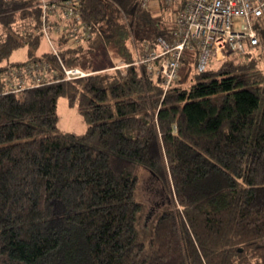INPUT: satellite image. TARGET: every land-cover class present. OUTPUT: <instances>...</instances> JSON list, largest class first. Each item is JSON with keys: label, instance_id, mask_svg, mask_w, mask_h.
Listing matches in <instances>:
<instances>
[{"label": "trees", "instance_id": "1", "mask_svg": "<svg viewBox=\"0 0 264 264\" xmlns=\"http://www.w3.org/2000/svg\"><path fill=\"white\" fill-rule=\"evenodd\" d=\"M179 2L169 9L159 0L155 12L140 0H80L95 29L73 45L54 37L56 55L38 53L35 1L0 0V264H264L258 51L226 52L199 72L186 49L165 91L144 66L94 68L91 55L108 46L130 63L134 43L171 41ZM18 48L25 58L11 60ZM40 61L47 79L10 90V68ZM62 65L93 73L66 80ZM60 96L84 132L56 131ZM141 168L173 195L147 232Z\"/></svg>", "mask_w": 264, "mask_h": 264}, {"label": "built area", "instance_id": "2", "mask_svg": "<svg viewBox=\"0 0 264 264\" xmlns=\"http://www.w3.org/2000/svg\"><path fill=\"white\" fill-rule=\"evenodd\" d=\"M40 8L44 40L50 51L58 55L54 37L64 34L67 43L84 42L93 32L94 26L82 20L80 0H31ZM159 0H140L142 6L158 5ZM169 2V0H165ZM262 18L258 29L256 22ZM259 22V21H258ZM177 29L174 38L167 41L158 37L152 46L144 43L142 50L132 46L133 61H119L108 69L119 70L130 64L144 66L150 78L160 77L165 91L176 79L179 72L181 55L189 49L195 51L197 63L195 69L203 72L210 63H221L226 52L243 54L256 48L264 61V0H185L175 17ZM95 29V28H94ZM250 47V48H248ZM47 64L31 62L19 69H9L5 75L10 90L19 91L27 83L39 84L48 78ZM64 79L75 80L93 73L79 67L62 65Z\"/></svg>", "mask_w": 264, "mask_h": 264}, {"label": "rangeland", "instance_id": "3", "mask_svg": "<svg viewBox=\"0 0 264 264\" xmlns=\"http://www.w3.org/2000/svg\"><path fill=\"white\" fill-rule=\"evenodd\" d=\"M179 2V0H169L168 8L172 9ZM152 9L158 11V5L151 6ZM2 28L0 25V34ZM41 45L39 47L38 53L49 51V46L44 39H41ZM256 48L250 49L252 53H256ZM23 48H18L13 51L11 60L24 59L25 53ZM94 62V68H105L108 65H112L114 63H118V60L114 56L113 51L110 49V46L107 47L106 50H101L91 55ZM210 66L215 67L217 64L212 61ZM257 66L264 72V61L258 60ZM11 69V68H10ZM58 112V122L56 125V131L59 132H75L81 133L84 132L87 124L82 119L80 113L77 108L70 107L67 104L66 97L60 96L57 100L56 106ZM140 176L138 180V186L136 190V196L138 199L144 204L145 209L142 214L141 225L142 229L146 232L148 231L149 224L151 223L154 216L157 214L159 209L163 206H171V202L173 201V195L163 186L160 181H158L147 169L141 168Z\"/></svg>", "mask_w": 264, "mask_h": 264}]
</instances>
